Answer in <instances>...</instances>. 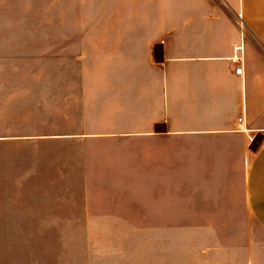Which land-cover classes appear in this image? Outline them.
Here are the masks:
<instances>
[{
	"label": "crops",
	"instance_id": "0c3cea01",
	"mask_svg": "<svg viewBox=\"0 0 264 264\" xmlns=\"http://www.w3.org/2000/svg\"><path fill=\"white\" fill-rule=\"evenodd\" d=\"M84 3L54 110L13 130L84 164L19 228L87 227L67 264H264V0Z\"/></svg>",
	"mask_w": 264,
	"mask_h": 264
},
{
	"label": "rangeland",
	"instance_id": "374dc122",
	"mask_svg": "<svg viewBox=\"0 0 264 264\" xmlns=\"http://www.w3.org/2000/svg\"><path fill=\"white\" fill-rule=\"evenodd\" d=\"M84 5V0H0V211L9 210L0 218L7 224L0 229V264H67L75 254L83 256L87 227L21 229L15 222L18 207L63 204L57 197L64 184L55 177L83 166L82 146L23 143L13 139V130L23 132L26 122L35 125L39 115L54 110V103H45L56 100V92L45 89L56 84L45 81L71 67L69 45L84 41ZM169 224L176 229L178 221Z\"/></svg>",
	"mask_w": 264,
	"mask_h": 264
},
{
	"label": "built area",
	"instance_id": "2783aa9c",
	"mask_svg": "<svg viewBox=\"0 0 264 264\" xmlns=\"http://www.w3.org/2000/svg\"><path fill=\"white\" fill-rule=\"evenodd\" d=\"M241 14H238V19H237V22H238V24H239V26H241L242 27V25H243V22H241ZM238 60H239V57L238 56H235L234 58H232V63H234V64H236L237 62H238ZM234 70H235V72H237L238 74H243V68L241 67V66H236L235 68H234ZM240 120H242V118H239Z\"/></svg>",
	"mask_w": 264,
	"mask_h": 264
}]
</instances>
